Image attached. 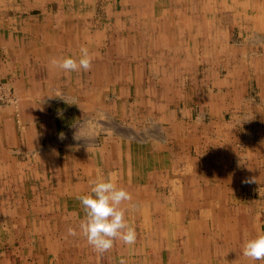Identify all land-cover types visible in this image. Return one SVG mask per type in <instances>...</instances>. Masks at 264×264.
I'll use <instances>...</instances> for the list:
<instances>
[{
    "label": "rangeland",
    "instance_id": "374dc122",
    "mask_svg": "<svg viewBox=\"0 0 264 264\" xmlns=\"http://www.w3.org/2000/svg\"><path fill=\"white\" fill-rule=\"evenodd\" d=\"M200 1L213 4L215 0L212 3L210 0H184L183 2L187 7H193ZM227 1L230 5L228 9L211 15L218 18L217 23L207 25L206 22H203L205 12L202 10L196 14L199 18L190 23L192 26L182 30L183 24L180 20L184 13L183 8L181 11V2H177V0L165 2L164 0H66L65 6L62 5L64 0H51L46 2V5L29 9L28 13L12 10L10 12L13 16L20 13V15L23 13V15H37L42 13V9L51 7L53 12L61 16L62 22L69 19V15L72 14V18L77 24L80 21L92 23L93 26L87 29L83 27L86 25L84 22L83 25L79 23V28L72 27L73 35L67 33L71 38L67 40V44H64L67 46L66 49L57 53L59 56L69 57L70 55V57L76 58L80 55L82 46L89 48L93 55L92 68L88 71L81 69L78 71L79 73L73 71L71 75L76 79H86L88 82L90 76L95 75L99 64L116 58L119 60L118 66L122 65L120 66V79L129 78L132 79V82L133 79L134 82L138 80V84H132V94L124 97L116 98L112 92L101 93L109 95V99L105 101L106 104L110 105V102L117 101L114 108L117 119L111 118L113 107L107 108L106 105L103 107L102 112L104 113H99L97 117L95 116L96 111L90 112L93 119L88 118L86 121L80 119L81 123L71 124L75 128L69 126V129H66L70 132L68 135L74 136L72 139L74 143L80 141L75 139L77 132L78 136L84 138L89 135L90 137L91 135L107 137L113 133L124 134L125 130L133 137L136 132L141 131L140 125L125 124L124 120L126 115L132 119L131 114H133L131 113L132 106L126 104L124 108V104L129 100H134L137 94H140L141 97L151 94L152 101L156 103L167 102V112L171 115L177 114L178 119L184 118L190 121L191 116L200 118L199 133H201L202 149L199 156L200 164L207 163L209 167H195V172L187 167L183 169L168 167L169 170L160 171L162 173L152 172L153 168L149 173L136 172L137 176L142 175L143 177L146 174L153 176L152 187L149 188L151 192L143 191L142 187L134 188L130 185H138V181L143 182L142 177L134 179V173L125 170L120 172L118 178L116 177L121 187L129 191L132 197L138 198L144 195L155 197L154 202L151 203L126 206V218L132 213L137 215L136 219L132 220L137 240L143 238L139 234H151L153 230L165 227V222L163 224L161 220H156V217H160L161 213L165 212L164 207H168L167 197L172 201L192 199L190 204L185 202L182 203L183 205H179L183 208L173 203L170 205L174 209L176 206L182 210L181 214L185 218L178 221L185 226L190 225L195 232H199L200 236L208 237L215 233V238L223 241L227 230V239L229 240L227 243H232L239 238L243 239V235L247 239L258 233H264V32H260L255 23L248 20L251 19L249 15L254 16V13H256L255 16L264 18V0ZM13 3L22 6L23 2ZM59 9L62 10L59 12ZM204 9L207 10V7ZM236 11L240 13L241 18L247 21V24L233 20ZM96 29L98 30L96 31ZM196 32L199 34L202 32V35L193 40L190 35ZM217 32L222 33L225 39L214 44L212 40ZM112 39L119 43H113ZM47 42L40 36L39 47L48 48ZM78 44L81 45L78 46ZM59 47L63 48L64 46L59 45ZM47 54H50L49 57L53 56L52 52ZM99 54L102 55L99 56ZM134 84L135 86L139 85L141 90L147 88L140 93H134ZM118 86L122 89L125 84L121 81ZM148 89L150 92L147 91ZM0 100V109L11 106L15 111H18L16 89L6 81H0ZM209 100L212 103L207 105L206 102ZM181 106L187 108L181 109ZM140 107L141 114L148 115L146 126H149L151 122L155 123L154 120L152 121L155 114L149 112V107L145 108L143 105ZM97 111L99 112L100 109ZM141 119L139 117V120ZM153 126L156 125L153 124ZM185 130L190 132L191 126ZM60 142L61 145L64 142L63 139ZM62 145L59 146L61 150L63 149ZM85 147L82 145L77 147L78 150H75L78 153V158H85L84 152L80 150ZM207 169H210L209 174H207ZM85 174L79 173L78 180H80V176L85 180V177L88 178L91 173ZM192 179L200 185L196 187L198 189L192 188ZM162 196L164 199L160 198ZM161 200L164 201L159 203ZM206 201L209 202V205L205 203ZM132 209L134 210L132 211ZM149 211L153 215L151 220L145 215ZM171 213L174 215L169 221L176 218L174 217L176 213L173 210ZM139 215L141 218L138 217ZM196 215L199 216V219H192V216ZM255 228H258V231L253 230ZM152 234V238L157 242L159 237ZM198 239L202 243V238L198 237ZM152 248V250L147 248L146 251L143 249L137 251L139 253L136 255L141 258L140 264L150 257L155 263L161 258L163 259L159 245H153ZM199 248L206 251L199 250L193 255L191 252V255L187 256V252L190 253V251L182 247L181 251L174 252L175 257L179 258L180 256L187 264H189L188 260L192 259L197 264H203L201 259H206L204 264H208L207 260L210 264H224V259L230 261L232 258L229 256L230 251L225 250L223 245L218 248L217 255L213 251L209 250L208 252L207 246L201 245ZM240 252L243 253V251ZM240 256L239 253L235 260L241 259L240 263L245 264L244 259Z\"/></svg>",
    "mask_w": 264,
    "mask_h": 264
},
{
    "label": "crops",
    "instance_id": "0c3cea01",
    "mask_svg": "<svg viewBox=\"0 0 264 264\" xmlns=\"http://www.w3.org/2000/svg\"><path fill=\"white\" fill-rule=\"evenodd\" d=\"M49 1L51 0H0V81H6L19 89L16 90L18 111H15L11 106L0 109V121L2 120L0 122V264H120L122 258L126 261V264H140L141 258L136 255V253H139L137 251H142V249L146 251L147 248L152 250L153 245H159L163 259L155 260V263L150 257V259L143 261V264H187L180 256L176 258L174 252L181 251L184 247V249L190 251V253L187 252V256L191 255V252L193 255L196 251L205 250L199 248L200 245L207 246L206 249L213 251L215 255L219 252L218 248L223 245L225 250L230 251L229 256L233 258L230 261L224 259V264H242L240 263L241 259L235 260L239 253L245 264H264L263 261L250 262L240 252L243 251V244L246 240L244 235L243 239L239 238V240H234L236 242L227 243L229 241L227 230L223 241H219V238H215V233L208 237L200 236L199 232H195L190 225L185 226L179 221H169L174 215L171 213L173 207L170 206V203L179 206L185 202L190 204L192 199L189 201H172L167 197L166 204H168V207H164L165 212H162L160 217H156V220H161L163 224L165 222V227L152 231L157 238H160L156 240L157 242L152 238V233H147L148 236L146 233L139 234L143 238L136 239L133 245L128 246L123 244L122 241H115L113 247L102 254L97 253L87 243L86 238L80 234L79 223L84 218L85 213L77 197L89 194L91 188L89 181L94 180L97 175L105 179L110 175H114L117 179L120 172L126 170L129 173H134L133 177L137 179L142 175L137 176L136 172L149 173L152 168V172H160L169 170L168 167H181V169L187 167L195 172V167L209 166L207 163L200 164L199 156L202 151L201 133H199L200 118L191 116L190 121L184 118L178 119L177 114L171 115L167 112V102L156 103L152 101L151 94L143 97L137 94L134 100L127 101V106H132L131 113L133 114H131L132 119H129V115L123 117L125 124L131 123L141 126L139 127L141 131L136 132L138 135L134 134V138L126 132L125 134L113 133L107 137L91 135L92 138H83L85 139L83 140L85 141L84 144L81 139H79L80 142L74 143L72 141L74 136H71V134L67 136L69 132L66 129L69 125L79 121L81 123L88 118L93 119L91 113L94 111H96V117L99 113L103 114L102 111L105 105L107 108L113 107L114 111L117 101L110 102V105H108L105 101L109 99V95H102L101 93L112 92L116 98L124 97L132 94V84H138V80L136 82H132V79L129 78L121 80L120 66L122 65L119 64L118 66L119 60L116 58L107 62L103 61L104 64H99L100 66L96 68L95 75H91L88 82L86 79H76L71 75V72L66 73L54 66L51 61L62 58L57 53L66 49L67 46L64 44H67L66 41L71 38L67 33L72 34L71 27L79 28L78 24L74 22L75 19L72 18V14L69 15V19H65L67 21L64 20L65 22H62L60 20L61 16L51 11L52 8L49 7H47L48 9H42V13L37 15L17 14L18 16H13L10 14L11 10L14 12L18 10L27 12L35 6L46 5V2ZM13 2L23 3L22 6H19V4ZM62 5L65 6L66 4L63 3ZM83 22L86 25H83ZM83 22L80 21L79 23L86 29L93 26L88 21ZM101 26L103 25L101 24ZM40 36L48 41V48L39 47ZM112 42L119 43L117 40L115 42L114 39H112ZM59 45L64 47L61 48ZM46 52H52L51 55L53 56L49 57ZM26 56L28 57L26 58ZM76 58H79V55ZM24 79H26V82ZM69 79H71L70 82ZM119 81L125 84L122 89L118 86ZM146 88L141 90L139 85L135 86L134 84L133 86L134 93H140ZM54 89H59L64 94L65 99L63 97H57V99L56 97H50L56 95ZM147 91L150 92V89ZM207 102V105L212 103L210 100ZM140 105L145 108L149 107V112L155 114L152 118L155 123L149 122L150 125L146 126L148 115L141 114ZM196 106H199L198 103ZM125 107L126 103L124 104ZM180 108L185 109L187 107L181 106ZM137 109L138 111H136ZM113 111L111 112V118L117 119L115 118V111ZM139 117L142 119L139 120ZM153 124L156 126H153ZM189 126L192 129L190 132L185 130ZM61 134L68 138H61ZM127 134H129V137ZM121 135L122 137H120ZM87 138L90 143H87ZM140 138L142 140L139 141ZM61 139L64 141L62 150L59 147L61 146ZM91 140L93 141L91 142ZM82 145L86 146L85 149L79 148L81 152H84V159L78 158V153L75 152V150H78L77 147ZM194 154L196 156H193ZM81 172L91 174L88 178L85 174V180L81 179L82 176L78 180V174ZM209 172L210 169H207V174ZM141 179L146 182L140 183L138 181V185H130L134 188L143 187V191H148L152 187L153 176L146 174ZM56 180L57 182H55ZM191 181L193 189L200 186L193 179ZM116 182L121 187L118 179ZM149 192L151 191L149 190ZM150 197L147 195L138 198L132 197L131 201L125 202V207L132 204L154 202L155 197ZM160 198L164 199L163 196ZM163 201L161 200L159 203ZM211 201L213 202V199ZM205 203L209 205L208 201ZM179 207L183 208L182 206ZM179 207L175 206V209H173L176 213L174 217L182 221L185 216L183 217L182 210ZM145 215L150 220L152 219L151 211ZM136 216L135 213H132L127 219L132 224V220H135ZM138 217L141 218L140 215ZM194 218L199 219V216H192V219ZM69 227L77 230L76 236L68 235ZM198 237L202 238V243L199 242ZM169 238L170 241H168ZM199 259L201 258L199 257ZM201 260L203 264L206 261V259ZM188 262L189 264H197L193 259L188 260ZM207 263L210 264L209 260H207Z\"/></svg>",
    "mask_w": 264,
    "mask_h": 264
},
{
    "label": "clouds",
    "instance_id": "9594fccd",
    "mask_svg": "<svg viewBox=\"0 0 264 264\" xmlns=\"http://www.w3.org/2000/svg\"><path fill=\"white\" fill-rule=\"evenodd\" d=\"M92 60L93 55L89 48L82 46L78 59L69 56L53 59L51 63L69 73L81 69L90 70ZM54 91L56 95L50 97L65 99L59 89H54ZM81 137L77 134L75 139L78 140ZM89 183L91 185L89 194L77 197L85 213L79 223L80 234L97 253L101 254L110 250L115 241H122L128 246L133 245L137 234L135 227L126 218L127 208L125 207V202L132 200V194L118 185L114 175H110L107 179L97 175ZM68 235L76 236L77 230L69 227ZM242 254L252 262L264 261V233L247 238L243 244ZM120 264H126V261L122 258Z\"/></svg>",
    "mask_w": 264,
    "mask_h": 264
},
{
    "label": "bare ground",
    "instance_id": "6f19581e",
    "mask_svg": "<svg viewBox=\"0 0 264 264\" xmlns=\"http://www.w3.org/2000/svg\"><path fill=\"white\" fill-rule=\"evenodd\" d=\"M12 1V0H11ZM43 1V0H42ZM93 1V0H92ZM163 1V0H162ZM165 1H167V0H164V2ZM184 0H177V2H181V4H180V6H181V11H182V8H183V13H184V15H182V19L180 20V22H181V24H183L182 26H181V30L182 29H184V28H189V26L191 27L192 26V24H190V23H193L194 22V20H196V19H198L199 18V16H197L196 14L197 13H199V12H201L202 10L205 12L204 14H203V22H206V24L207 25H209L210 23L211 24H215V23H217L218 22V18H214L213 16H211L212 14H216L217 12H221V10L223 11V9L225 10V9H228V7H230V5H229V1H227V0H223V1H221V2H218L217 0H210L211 1V3H212V1H214V3L213 4H209L208 2L206 3V1H200L198 4H194V6L193 7H190V6H188L187 7V5L186 4H184V2H183ZM10 2V1H9ZM27 2V1H26ZM88 2V1H87ZM171 2V1H170ZM183 2V3H182ZM64 4H66L65 2H63ZM76 3V2H75ZM82 3V2H81ZM233 3V2H232ZM231 3V4H232ZM10 4V3H9ZM159 4V3H158ZM163 4V3H162ZM184 4V5H183ZM18 5V4H17ZM155 5V4H154ZM157 5V4H156ZM161 5V4H160ZM25 6V5H24ZM26 6H27V4H26ZM54 6V5H53ZM198 7V8H196V7ZM245 6V5H244ZM81 7V6H80ZM96 7V6H95ZM204 7L206 8L207 7V10H205L204 9ZM49 8H51V7H49ZM73 8V7H72ZM84 8V7H83ZM172 8V7H171ZM17 9V8H16ZM74 9V8H73ZM72 9V10H73ZM91 9V8H90ZM196 9V10H195ZM250 9V8H249ZM27 10V9H26ZM31 10V9H30ZM29 10V11H30ZM51 10V9H50ZM75 10V9H74ZM79 10V9H78ZM156 10H158L157 8H156ZM52 11V10H51ZM93 11V10H92ZM102 11V10H101ZM18 12H19V10H18ZM24 12V11H23ZM78 12V11H77ZM96 12V11H95ZM28 13V12H27ZM151 13H152V11H151ZM191 14V15H188V14ZM2 14V13H1ZM21 14V13H20ZM19 14V15H20ZM24 14V13H23ZM41 14V13H40ZM85 14V13H84ZM101 14V13H100ZM108 14V13H107ZM157 14V13H156ZM255 15H256V13H254ZM17 15V14H16ZM152 15V14H151ZM253 16V15H249V17L251 18V19H248V20H252V22L251 23H255V26L260 30V32H264V18L262 19V18H260V17H262V16H260V17H257V16ZM18 16V15H17ZM29 16V15H28ZM41 16V15H40ZM142 16V15H141ZM140 16V17H141ZM137 17V16H136ZM157 17V16H156ZM171 17H173V16H171ZM20 18V17H19ZM151 18H152V16H151ZM117 19H119V18H117ZM35 21L37 20V19H34ZM51 20V19H50ZM235 22H237V21H240V22H242L243 24H244V22H245V24H247L246 22L247 21H245L244 20V18H241V16H240V13L239 12H234V19H233ZM54 21H55V19H54ZM67 21V20H66ZM79 21V20H78ZM124 21V20H123ZM93 22V21H92ZM102 22V21H101ZM107 23V22H106ZM129 23V22H128ZM85 24V23H84ZM88 24V23H87ZM36 25V24H35ZM56 25V24H55ZM66 25V24H65ZM106 25V24H105ZM197 25H199V24H197ZM6 26V25H5ZM4 26V27H5ZM27 26V25H26ZM31 26V25H30ZM47 26V25H46ZM78 26H79V22H78ZM11 27V26H10ZM247 27V26H246ZM21 28V27H20ZM72 28V27H71ZM106 28V27H105ZM251 28V27H250ZM50 29V28H49ZM92 29V28H91ZM174 29V28H173ZM76 30V29H75ZM98 29H96V31H97ZM145 30V29H144ZM58 32V31H57ZM181 32V31H180ZM51 33V32H50ZM82 33H83V31H82ZM100 33V32H99ZM150 33V32H149ZM202 32H200V34H199V32H196V33H192L190 36H191V38L194 40V39H197L198 38V36H200V35H202L201 34ZM92 34V33H91ZM131 34V33H130ZM190 34V33H189ZM173 35V34H172ZM64 37V36H63ZM106 37V36H105ZM173 37V36H172ZM256 37V36H255ZM258 37V36H257ZM36 38V37H35ZM65 38V37H64ZM175 38H176V36H175ZM264 38V37H263ZM173 39V38H172ZM223 39H225L224 38V36L222 35V33H220V32H217L216 34H215V37L213 38V40H212V42H214V44H216V43H219V42H221ZM74 40V39H73ZM260 40V39H259ZM67 42V41H66ZM37 43V42H36ZM48 43V42H47ZM99 43V42H98ZM102 43V42H101ZM34 44V43H33ZM41 44V43H40ZM222 44V43H221ZM79 45H81V44H78V46ZM104 45V44H103ZM158 45V44H157ZM69 47V46H68ZM73 47V46H72ZM36 48V47H35ZM4 49H6V48H4ZM40 49V48H39ZM32 50H33V48H32ZM70 50V49H69ZM68 50V51H69ZM73 50V49H72ZM5 52H7V51H5ZM74 52V51H73ZM79 52V51H78ZM24 53V52H23ZM70 54V53H69ZM19 55V54H18ZM41 55V54H40ZM50 55V54H49ZM64 55V54H63ZM76 55V54H75ZM100 55V54H99ZM9 56V55H8ZM47 56V55H46ZM70 56V55H69ZM74 56V55H73ZM28 56H26V58H27ZM72 57V56H71ZM106 57V56H105ZM4 58V57H3ZM62 58H63V56H62ZM74 58V57H73ZM28 60V59H27ZM43 60H45V59H43ZM27 62V61H26ZM148 62V61H147ZM225 62V61H224ZM2 64V63H1ZM4 64V63H3ZM148 64V63H147ZM226 64V63H225ZM115 65H117L116 63H115ZM11 66V65H10ZM20 66H21V64H20ZM19 66V67H20ZM26 66V65H25ZM24 66V67H25ZM134 66V65H133ZM148 67V66H147ZM220 67V66H219ZM95 68H96V66H95ZM10 69V68H9ZM38 69V68H37ZM19 70V69H18ZM26 70V69H25ZM32 70V69H31ZM117 70H118V68H117ZM220 70V69H219ZM8 71V70H7ZM97 71V70H96ZM111 71V70H110ZM196 71V70H195ZM10 72V71H9ZM78 72V71H77ZM148 72V71H147ZM8 73V72H7ZM79 73V72H78ZM89 74V73H88ZM136 74V73H135ZM28 75V74H27ZM28 78V77H27ZM131 78V77H130ZM134 78V77H133ZM25 80V82H26V79H24ZM70 80L71 79H69V82H70ZM116 80V79H115ZM120 80V79H119ZM108 81V80H107ZM134 81V80H133ZM137 81V80H136ZM21 82V81H20ZM120 82V81H119ZM24 83V82H23ZM117 83V82H116ZM1 84H3V83H1ZM37 84V83H36ZM43 84V83H42ZM67 84V83H66ZM137 84V83H136ZM150 84V83H149ZM159 85V84H158ZM6 86V85H5ZM65 86V85H64ZM96 86V85H95ZM67 87V86H66ZM93 87V86H92ZM8 88V87H7ZM90 88V87H89ZM107 88V87H106ZM10 89V88H9ZM16 89V88H15ZM16 90H19L18 88L16 89ZM98 90V89H97ZM82 91V90H81ZM2 92V91H1ZM14 92V91H13ZM90 92V91H89ZM106 92V91H105ZM117 93V92H116ZM108 94V93H107ZM115 94V93H114ZM28 96V95H27ZM214 96V95H213ZM9 97V96H8ZM33 97V96H32ZM99 97V96H98ZM10 98V97H9ZM121 98V97H120ZM53 99V98H52ZM56 99H57V97H56ZM63 99V98H62ZM100 99V98H99ZM215 99V98H214ZM15 100V99H14ZM54 100V99H53ZM59 100H60V98H59ZM64 100V99H63ZM101 100H102V98H101ZM9 101V100H8ZM51 101V100H50ZM65 101V100H64ZM0 102H1V100H0ZM3 102V101H2ZM16 102V101H15ZM57 102V101H56ZM73 102V101H72ZM5 103H6V101H5ZM49 103V102H48ZM68 103V102H67ZM127 104V103H126ZM76 106V105H75ZM59 107V106H58ZM68 107H69V105H68ZM16 108V107H15ZM65 108V107H64ZM252 108V107H251ZM122 109V108H121ZM71 110V109H70ZM128 110V109H127ZM21 111V110H20ZM58 111V110H57ZM67 111V110H66ZM53 112V111H52ZM264 112V111H263ZM260 113H262L261 111H260ZM8 114H9V112H8ZM24 114V113H23ZM50 114V113H49ZM59 114V113H58ZM214 114V113H213ZM53 115V114H52ZM90 115V114H89ZM105 115V114H104ZM7 116V115H6ZM63 116V115H62ZM107 116V115H106ZM147 116V115H146ZM86 118V117H85ZM41 119V118H40ZM69 119V118H68ZM128 119V118H127ZM19 120V119H18ZM129 120V119H128ZM2 121V120H1ZM0 121V122H1ZM25 121V120H24ZM35 121V120H34ZM84 121V120H83ZM80 122V121H79ZM104 122V121H103ZM12 123V122H11ZM30 123V122H29ZM76 123V122H75ZM74 123V124H75ZM78 123V122H77ZM17 124V123H16ZM21 124V123H20ZM25 124V123H24ZM111 124V123H110ZM116 124V123H115ZM80 125V124H79ZM78 125V126H79ZM87 125V124H86ZM12 126V125H11ZM20 126V125H19ZM70 127L71 126H73L74 128H75V126L74 125H69ZM67 127V126H66ZM24 128V127H23ZM40 128V127H39ZM84 128V127H83ZM130 128V127H129ZM19 129H21V128H19ZM68 129H69V127H68ZM110 129V128H109ZM39 130V129H38ZM82 130H84V129H82ZM89 130V129H88ZM87 130V131H88ZM100 130V129H99ZM112 130V129H111ZM155 130V129H154ZM157 130V129H156ZM75 131V130H74ZM86 131V132H87ZM91 131V130H90ZM117 131V130H116ZM116 131H114V132H116ZM123 131V130H122ZM130 131V130H129ZM68 132V131H67ZM72 132V131H71ZM118 132V131H117ZM124 132V131H123ZM125 132H126V130H125ZM128 132V131H127ZM24 133V132H23ZM61 133V132H60ZM70 133V132H69ZM80 133V132H79ZM84 133V132H83ZM83 133H81V134H83ZM77 134H78V132H77ZM91 134V133H90ZM125 134V133H124ZM143 134V133H142ZM146 134H147V132H146ZM59 135V134H58ZM85 135V134H84ZM89 135V134H88ZM129 134H127V136H128ZM136 135H138V134H136ZM44 136V135H43ZM61 136V135H60ZM67 136H68V134H67ZM67 136H63V137H67ZM87 136V135H86ZM93 136V135H92ZM92 136L90 137V135H89V137L88 138H92ZM122 136V135H121ZM147 136V135H146ZM124 137H125V135H124ZM129 137V136H128ZM140 137V136H139ZM158 137V136H157ZM68 138V137H67ZM82 138V139H81ZM80 139L83 141V140H85V139H83V136L81 137ZM85 138V137H84ZM97 138V137H96ZM134 138V137H133ZM144 138H145V135H144ZM185 138V137H184ZM55 139V138H54ZM95 140V139H94ZM137 140V139H136ZM140 140H142V138H140L139 139V141ZM93 140H91V142H92ZM143 141H145V140H143ZM40 142V141H39ZM43 142H45V141H43ZM56 142V141H55ZM58 142H59V140H58ZM80 142V141H79ZM85 142V141H84ZM83 142V143H84ZM89 141H87V143H88ZM179 142V141H178ZM42 143V142H41ZM47 143V142H46ZM61 143V142H60ZM87 143H86V145H87ZM90 143V142H89ZM94 143V142H93ZM150 143V142H149ZM43 144V143H42ZM42 144H41V146H42ZM63 144V143H62ZM61 144V145H62ZM85 144V143H84ZM121 144H122V142H121ZM65 145V144H64ZM93 145V144H92ZM87 148H89V147H87ZM121 149V148H120ZM124 149V148H123ZM22 151V150H21ZM59 151V150H58ZM138 151V150H137ZM162 151V150H161ZM164 151V150H163ZM26 152V151H25ZM154 152V151H153ZM152 152V153H153ZM31 153V152H30ZM131 153V152H130ZM148 153V152H147ZM94 154V153H93ZM60 155V154H59ZM92 155V154H91ZM10 157V156H9ZM125 157V156H124ZM137 157V156H136ZM153 158V157H152ZM165 158V157H164ZM148 161H150V160H148ZM154 161V160H153ZM37 164H38V162H37ZM125 164V163H124ZM155 164V163H154ZM154 164H153V166H154ZM169 166V165H168ZM40 167V166H39ZM151 167V166H150ZM155 168V167H154ZM34 169V168H33ZM70 169V168H69ZM134 169V168H133ZM147 169V168H146ZM156 169V168H155ZM192 169V168H191ZM11 170V169H10ZM109 170V169H108ZM123 171H125V170H123ZM77 172H79V171H77ZM97 172H98V170H97ZM9 173V172H8ZM66 173V172H65ZM5 174V173H4ZM182 174H184V173H182ZM125 176V175H124ZM84 177H82L81 179H83ZM134 178V177H133ZM146 178V177H145ZM54 179V178H53ZM140 180V179H139ZM32 181V180H31ZM137 181V180H136ZM45 182V181H44ZM146 182V181H145ZM145 182H143V183H145ZM132 183H134V182H132ZM141 183V182H140ZM174 183V182H173ZM15 184V183H14ZM170 185V184H169ZM16 186V185H15ZM175 187V186H174ZM173 187V188H174ZM143 188V187H142ZM49 189V188H48ZM181 190V189H180ZM41 191V190H40ZM86 191V190H85ZM37 192V191H36ZM86 194V193H85ZM25 195V194H24ZM47 197V196H46ZM61 197V196H60ZM151 198V197H150ZM149 198V199H150ZM134 199V198H133ZM39 200V199H38ZM141 200H142V198H141ZM43 202V201H42ZM139 202V201H138ZM46 203V202H45ZM168 203V202H167ZM52 204V203H51ZM62 204V203H61ZM171 204V203H170ZM20 206V205H19ZM170 206H172V205H170ZM19 208V207H18ZM9 209V208H8ZM13 209V208H12ZM174 209V208H173ZM172 209V210H173ZM51 210V209H50ZM134 209H132V211H133ZM174 211V210H173ZM4 212V211H3ZM20 212V211H19ZM187 215V214H186ZM3 216V215H2ZM83 217V216H82ZM179 217V216H178ZM177 218V217H176ZM176 218H174L173 220H175ZM140 219V218H139ZM36 220V219H35ZM177 220V219H176ZM3 221V220H2ZM30 221V220H29ZM54 221V220H53ZM178 221V220H177ZM176 221V222H177ZM7 223H9V222H7ZM38 223V222H37ZM36 223V224H37ZM173 223H174V221H173ZM173 225V224H172ZM169 226H170V224H169ZM193 226V225H192ZM54 227V226H53ZM10 228V227H9ZM29 228V227H28ZM171 228V227H170ZM142 229V228H141ZM258 231V230H257ZM44 232V231H43ZM144 232V231H143ZM142 232V233H143ZM35 235V234H34ZM1 236V235H0ZM11 236V235H10ZM43 236V235H42ZM48 236V235H47ZM46 236V237H47ZM179 236V235H178ZM174 239V238H173ZM48 240V239H47ZM193 240V239H192ZM45 241V240H44ZM168 241H170V238H169V240ZM32 243V242H31ZM37 243V242H36ZM171 243V242H170ZM30 244V243H29ZM14 245V244H13ZM3 246V245H2ZM26 246V245H25ZM201 246V245H200ZM37 247V246H36ZM51 248V247H50ZM136 248V247H135ZM129 249V248H128ZM53 250V249H52ZM44 251V250H43ZM206 251V250H205ZM38 252V251H37ZM208 252H209V250H208ZM53 253V252H52ZM141 253V252H140ZM164 253V252H163ZM206 254V253H205ZM58 255V254H57ZM120 255V254H119ZM166 255V254H165ZM24 256V255H23ZM116 256V255H115ZM24 258V257H23ZM41 258V257H40ZM116 258V257H115ZM126 258V257H125ZM233 259V258H232ZM235 259V258H234ZM53 260V259H52ZM165 260V259H164ZM118 261V260H117ZM130 261V260H129ZM21 262V261H20ZM115 262V261H114ZM167 262V261H166ZM219 262V261H218ZM251 262V261H250ZM258 262V261H257ZM205 263V262H204ZM235 263V262H234ZM263 263H264V261H263ZM23 264V263H22Z\"/></svg>",
    "mask_w": 264,
    "mask_h": 264
},
{
    "label": "built area",
    "instance_id": "2783aa9c",
    "mask_svg": "<svg viewBox=\"0 0 264 264\" xmlns=\"http://www.w3.org/2000/svg\"><path fill=\"white\" fill-rule=\"evenodd\" d=\"M2 89H4V87H1Z\"/></svg>",
    "mask_w": 264,
    "mask_h": 264
}]
</instances>
